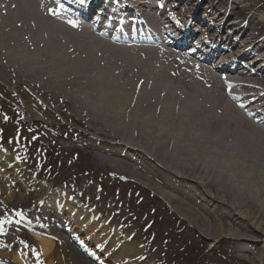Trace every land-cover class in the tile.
Wrapping results in <instances>:
<instances>
[{
  "label": "bare ground",
  "instance_id": "6f19581e",
  "mask_svg": "<svg viewBox=\"0 0 264 264\" xmlns=\"http://www.w3.org/2000/svg\"><path fill=\"white\" fill-rule=\"evenodd\" d=\"M68 1L0 0V80L19 95L22 116L70 126V159L86 156L108 174L135 178L168 215L223 239L235 257L251 258V245L264 249V17L250 31L239 19L226 25L223 0H178L168 9L151 0H88L102 11L86 24L68 17ZM105 6L120 20L106 19ZM192 25L195 47L175 51ZM150 33L154 43H132ZM47 204L82 227V242L97 239L105 260H142L122 227L80 217L60 198ZM36 234L48 264H67L55 232ZM255 260L264 264V252Z\"/></svg>",
  "mask_w": 264,
  "mask_h": 264
},
{
  "label": "rangeland",
  "instance_id": "374dc122",
  "mask_svg": "<svg viewBox=\"0 0 264 264\" xmlns=\"http://www.w3.org/2000/svg\"><path fill=\"white\" fill-rule=\"evenodd\" d=\"M211 1L218 7L222 0ZM221 6L231 13L226 25L229 18L239 19L251 31L264 17V0H223ZM260 34L264 37V31ZM18 101L19 95L0 80V264H48L34 237L43 230L62 239H54L53 245L63 247L67 264H118L113 256L105 260L97 239L82 242V227L47 204L57 198L76 204L80 217L94 214L109 228L122 227L141 252L142 260L134 264H256L264 252L251 245V258L235 257L223 239L210 240L180 217L168 215L171 208L163 199L152 200L135 178L108 174L86 156L70 159V126L30 122L15 105ZM92 248L100 252L94 254Z\"/></svg>",
  "mask_w": 264,
  "mask_h": 264
}]
</instances>
